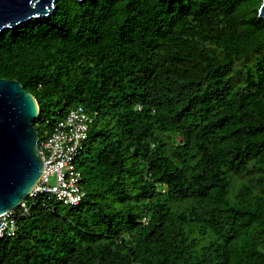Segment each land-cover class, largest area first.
Returning <instances> with one entry per match:
<instances>
[{
	"label": "trees",
	"instance_id": "1",
	"mask_svg": "<svg viewBox=\"0 0 264 264\" xmlns=\"http://www.w3.org/2000/svg\"><path fill=\"white\" fill-rule=\"evenodd\" d=\"M261 4L56 0L0 30L34 124L79 105L99 149L77 206L15 210L0 264H264Z\"/></svg>",
	"mask_w": 264,
	"mask_h": 264
},
{
	"label": "water",
	"instance_id": "2",
	"mask_svg": "<svg viewBox=\"0 0 264 264\" xmlns=\"http://www.w3.org/2000/svg\"><path fill=\"white\" fill-rule=\"evenodd\" d=\"M56 0H0V30L45 17ZM264 18V0L259 9ZM39 106L15 79L0 78V216L16 208L39 180L43 161L33 121Z\"/></svg>",
	"mask_w": 264,
	"mask_h": 264
},
{
	"label": "built area",
	"instance_id": "3",
	"mask_svg": "<svg viewBox=\"0 0 264 264\" xmlns=\"http://www.w3.org/2000/svg\"><path fill=\"white\" fill-rule=\"evenodd\" d=\"M91 122L92 118L82 107L77 106L63 110L57 120L49 123L50 127L39 141L43 159L41 176L15 209L0 216V239L17 234L15 210L18 207L22 215H28L41 198H53L70 206L80 202L81 173L75 162L83 149ZM50 176H54L52 183Z\"/></svg>",
	"mask_w": 264,
	"mask_h": 264
},
{
	"label": "rangeland",
	"instance_id": "4",
	"mask_svg": "<svg viewBox=\"0 0 264 264\" xmlns=\"http://www.w3.org/2000/svg\"><path fill=\"white\" fill-rule=\"evenodd\" d=\"M58 110L59 109L49 110L47 112L46 116L49 119L52 120V119H54V118H56L58 116L57 113H55ZM37 127H38V129L40 131V137H42L43 134H44L45 129H44V127L42 125H39V124H37ZM83 144H84L83 149H82V151H81V153H80V155H79V157H78V159L76 160L75 163L77 165L78 170L82 172V175L84 176L85 180H87V182L89 183L90 179L89 178L87 179L88 175L85 172V171H87L89 169L85 170L86 166H85L84 162H85L86 157H88L92 152H97L99 149H98V146L96 145L97 143L92 142L90 139H86ZM52 182H54V176H50V183H52ZM87 182H86V184L82 185L83 188H86ZM52 200H53V203L56 202L53 198H52ZM59 205H62V203L60 204V202H59L58 206ZM69 207L70 206H68V205L63 206V211L69 210Z\"/></svg>",
	"mask_w": 264,
	"mask_h": 264
},
{
	"label": "clouds",
	"instance_id": "5",
	"mask_svg": "<svg viewBox=\"0 0 264 264\" xmlns=\"http://www.w3.org/2000/svg\"><path fill=\"white\" fill-rule=\"evenodd\" d=\"M77 106H79V105H77ZM77 106H69V105H67V106H62V107H60V113L62 114V112H63V110H65V109H68V108H71V107H77ZM81 107V106H80ZM83 108V107H82ZM84 109V108H83ZM85 111V110H84ZM40 112V111H39ZM86 112V111H85ZM87 114H88V116L89 117H91L92 118V122H93V120H94V116H95V114H93V116H91V114H89L88 112H86ZM61 114H59L60 116H61ZM58 115V114H57ZM60 116H57L56 118H54V119H49L48 117H45L43 120H44V126L46 127V129H48V127H50V125H49V123H51V122H54L55 120H57ZM38 118H39V115H38ZM37 118V119H38ZM37 119H35V120H37ZM34 120V121H35ZM34 121H33V125L35 126V128H36V130H37V132H38V129H37V124L35 125L34 124ZM92 122L90 123V126H91V124H92ZM90 126H89V129H90ZM46 129H45V131H44V134L46 133ZM89 131V130H88ZM43 134V135H44ZM40 139H41V137H40V134H39V132H38V148H39V145H40V143H39V141H40ZM87 139H88V136H87ZM39 152H40V149H39ZM41 155V154H40ZM80 155V154H79ZM42 157V156H41ZM79 157V156H78ZM42 161H43V159H42ZM76 168H77V165H76ZM77 170H78V168H77ZM79 171V170H78ZM80 173H81V171H79ZM82 181H83V175H82V173H81V182H80V190H81V192H82V198H83V196H84V192H83V190H82V187H81V184H82ZM38 182V181H37ZM82 198H81V200H82ZM52 199V198H51ZM80 200V201H81ZM55 201H57V200H55ZM58 202V201H57ZM61 203V202H60ZM80 203V202H79ZM78 203V204H79ZM63 204V203H62ZM77 204V205H78ZM64 205H66V204H64ZM77 205H75V206H77ZM68 206H70V205H68ZM71 207H74V206H71ZM15 209V208H14ZM142 221H144V220H142ZM18 231H19V226H18ZM18 233V232H17ZM7 238V237H6ZM4 239V238H3Z\"/></svg>",
	"mask_w": 264,
	"mask_h": 264
},
{
	"label": "bare ground",
	"instance_id": "6",
	"mask_svg": "<svg viewBox=\"0 0 264 264\" xmlns=\"http://www.w3.org/2000/svg\"><path fill=\"white\" fill-rule=\"evenodd\" d=\"M46 129V128H45Z\"/></svg>",
	"mask_w": 264,
	"mask_h": 264
}]
</instances>
